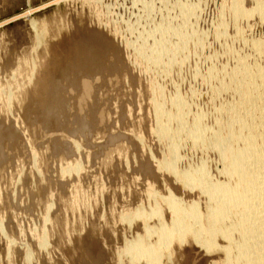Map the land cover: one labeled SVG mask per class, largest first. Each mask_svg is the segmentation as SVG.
<instances>
[{
	"label": "rangeland",
	"instance_id": "obj_1",
	"mask_svg": "<svg viewBox=\"0 0 264 264\" xmlns=\"http://www.w3.org/2000/svg\"><path fill=\"white\" fill-rule=\"evenodd\" d=\"M231 1L171 0L168 8L157 0H0V264H128L125 246L143 228L121 218L153 206L145 187L159 198L171 192L184 204L203 202L181 185L172 190L171 177L161 176L167 140L153 136L154 104L161 98L172 112L178 94L182 115H202L209 136L231 122L226 111L238 99L230 73L240 57L249 67L264 65L251 45L264 43V23L256 15L234 21ZM148 4L150 19L142 15ZM189 4L197 14L183 25L190 33L183 50L168 69L169 54L152 64L139 53L144 34L168 14L178 23L179 7ZM220 19L227 28L222 39L215 37ZM147 40L149 50L159 43ZM86 81L96 86L87 101ZM192 146L180 141L178 169L206 158L212 178H221L212 151ZM66 167L72 170L64 174ZM182 242L161 264L217 258Z\"/></svg>",
	"mask_w": 264,
	"mask_h": 264
},
{
	"label": "bare ground",
	"instance_id": "obj_2",
	"mask_svg": "<svg viewBox=\"0 0 264 264\" xmlns=\"http://www.w3.org/2000/svg\"><path fill=\"white\" fill-rule=\"evenodd\" d=\"M244 1L232 0L227 6L233 20L240 21L256 15L264 23V0H251L253 4L251 3L252 9L249 10L244 8ZM157 2L159 7L168 8L172 3L171 0ZM149 5L142 14L147 19H150L149 14L154 11V5ZM179 10V22L174 20L178 23H174L167 13L170 18L166 16L157 23L154 22L152 28L144 34V41L140 43L139 53L145 55L152 64L159 61V56L169 54L165 69L171 65L174 56L183 50L189 37V32L186 35L183 25L197 14L195 6L191 4L182 5ZM226 32V25L220 19L216 23L215 37L222 39ZM156 37L159 43L154 42L149 50L145 40L150 41ZM171 39H175L177 43H171ZM251 45L256 57H264V43L254 41ZM243 59L246 58H239L235 70L232 69L233 74L230 73L229 76V87L234 90L238 99V105L226 111L232 118L231 122L226 126H218L211 136L208 135L210 131L203 126L202 115L192 116L191 119L187 117V113L182 115L185 101L178 94L171 101L172 112L164 110L161 98L155 102L157 123L152 135L167 140V146L160 147L164 158L157 168L163 171L161 176L168 174L171 177L172 182L166 183L172 190H178L175 184L181 185L186 191L197 192L203 202L197 199L184 204L171 192L166 197L159 198L155 188L145 187L144 194L154 200L153 206L147 210L138 207L121 218L127 223L139 220L143 228V234L125 246L128 264H161L162 259L170 258L174 244H181L184 239L197 244L205 256L216 255V260L209 264H264V65L249 67ZM213 71H209L212 76ZM82 84L85 99L91 96V84L87 81ZM84 99H80L79 105H82ZM173 121L175 127L172 126ZM182 139L190 141L196 149L199 147L212 151L216 157L214 168L221 178H212L211 165L206 158L195 166L178 169L177 165L182 160L178 146ZM72 169L78 171V165ZM72 169L66 167L61 170L66 174ZM151 220L155 223H149ZM39 245H44L43 239L39 241ZM31 257V252L26 250L24 258L27 263H30Z\"/></svg>",
	"mask_w": 264,
	"mask_h": 264
}]
</instances>
